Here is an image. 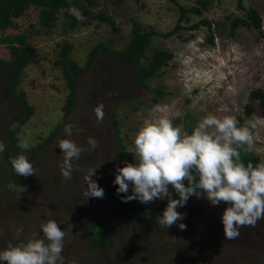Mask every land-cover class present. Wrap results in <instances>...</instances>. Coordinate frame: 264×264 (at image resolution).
<instances>
[{
  "label": "rangeland",
  "instance_id": "obj_1",
  "mask_svg": "<svg viewBox=\"0 0 264 264\" xmlns=\"http://www.w3.org/2000/svg\"><path fill=\"white\" fill-rule=\"evenodd\" d=\"M204 1L205 8L195 15L191 12L198 7L195 0H64L60 8L29 5L19 17L10 18L9 26L0 28V143L7 146L6 131L18 124V98L32 108V114L16 128L17 149L7 146L4 152L11 159L23 151L36 169V176H19L16 181L5 153H0V251L28 237L43 238L40 224L52 218L67 233L64 264L73 260L76 264H264V220L240 228L237 239L226 240L221 217L228 205L223 202L214 206L206 198L192 196L176 209L184 219L168 229L157 224L167 198L149 204L129 201L124 215L118 207L122 198L118 199V185L113 183L116 169L125 161L135 163L128 148L146 119L166 116L189 134L208 114L233 116L238 126L251 121L253 144L241 153L264 159V108L249 96L251 91L264 95V0ZM76 4L83 6V15L73 11ZM176 4L186 10L183 19L178 20ZM42 11L50 14L45 17L49 25L40 22ZM251 12L259 18L258 29L231 26L233 19L245 20ZM64 16L75 17L78 23L62 28ZM200 20L208 24L191 28ZM133 23L153 32L138 66L147 69L154 51L170 54L166 64L144 80L146 87L137 84L133 69L120 65L114 55L127 47ZM6 37L22 42L9 44ZM65 45H71L68 59L79 69L71 71L74 97L66 116L69 87L59 64ZM96 45L111 53L99 48L86 66ZM9 46L26 52L33 61L6 85L13 97H3L10 72L5 64L14 59ZM100 103L105 113L102 122L94 112ZM66 124L79 132L66 136ZM22 139L29 149L18 147ZM61 139L84 149L73 164L85 171L97 168L92 179L104 189L103 199L82 195L85 172L74 171L69 181L62 178ZM10 183L26 185L27 191H11ZM169 191L179 199L171 186ZM150 213L156 216L143 222L125 218ZM89 222L93 237L101 235L95 223L104 225L109 247L99 249L86 240L84 227ZM179 223L186 229L181 230ZM18 229H22L20 237L15 235Z\"/></svg>",
  "mask_w": 264,
  "mask_h": 264
},
{
  "label": "clouds",
  "instance_id": "obj_2",
  "mask_svg": "<svg viewBox=\"0 0 264 264\" xmlns=\"http://www.w3.org/2000/svg\"><path fill=\"white\" fill-rule=\"evenodd\" d=\"M103 109V103L94 108L98 122L104 119ZM11 127L14 130L19 125L14 123ZM254 127L251 121L238 126L233 116L208 114L189 134L166 116L146 119L133 138V146L128 148L135 163L125 161L124 167L116 169L113 181L118 185L116 193L124 194V203L138 200L149 204L167 198V207L157 219V224L166 229L184 219V214L176 209L184 207L192 196L206 198L214 206L223 202L228 205L221 217L224 237L226 240L237 239L240 228L254 227L258 221L264 220V160L255 166L252 163L245 165L241 160V152L252 147L254 137L251 128ZM73 131L78 133L79 129L73 124L65 125L66 136H72ZM88 143L95 147L93 140L89 139ZM5 147L0 143V153ZM18 147L27 150L29 143L22 139ZM58 147L63 153L60 165L62 178L69 181L74 171L85 172L82 195L85 199H103L104 189L92 179L97 168L85 171L79 164H73V161H79L84 149L70 139H61ZM10 163L18 176H36L33 163L23 151L12 157ZM130 185L132 194L128 195ZM169 186L179 199L172 198ZM7 187L21 194L27 191L26 185L10 183ZM178 227L186 229L183 223ZM40 228L43 238L28 237L16 244L9 243L5 250L0 251V262L64 264L62 251L67 233L52 218L42 221ZM15 235L20 237L22 229H18ZM170 239L177 241L173 237ZM70 264H76V261Z\"/></svg>",
  "mask_w": 264,
  "mask_h": 264
},
{
  "label": "trees",
  "instance_id": "obj_3",
  "mask_svg": "<svg viewBox=\"0 0 264 264\" xmlns=\"http://www.w3.org/2000/svg\"><path fill=\"white\" fill-rule=\"evenodd\" d=\"M195 2H196V5L198 7L192 8L191 12L195 15H198L200 13L199 8H201V9L205 8L206 1L195 0ZM29 5H34V6H38L41 8H60V7L64 6V0H0V28H4L6 26H9L11 24L10 18L19 17L24 12L26 7ZM176 7L178 9V15H179L178 20L183 19V16L186 12L185 8L178 6L177 4H176ZM75 9L77 12H80V14L83 15L84 9H83L82 5L76 4ZM41 14L44 17H41L40 22H42L43 24L49 25V23H47L48 21L45 17L46 16L50 17V14H47V12H45V11H42ZM99 19L101 21L105 20L103 17H99ZM185 21H186V19H185ZM77 23H78V20L75 17L64 16V21H62L61 25H62V28L70 29L74 25H76ZM201 24L206 25L208 23L204 20H200L195 25H192L191 28H196L197 26H199ZM238 24H241L243 26L252 27L255 29H258L259 25H260L259 18L254 12L246 13L245 20H239V19L235 18L231 22L232 27L236 26ZM175 28H178V26L176 25ZM131 34H132V36L129 40L127 47L121 52L114 53V55H115V57H116V59L120 65L125 66V67H130L133 69V71L136 73V76H137V84H139L140 86L146 87V85L144 84V80H146L149 77H153L155 75L156 71L161 66L165 65L166 62L170 59V54L168 52L154 51L152 53L150 62L148 64V68L147 69L141 68L140 66H138V64H139L138 62H139L140 58L143 57L144 50H145V48L149 42L148 37L151 34H153V32L141 29L139 27V25H137L136 23H133L132 29H131ZM5 41L9 42V44H11L13 42L14 43L18 42L21 44V42H22V40L19 41V39L17 37H13L11 39L6 37ZM99 48L102 50H105L102 45H96L91 50V52L88 56V59L86 61V66H88L89 63H91L95 52ZM70 49H71V45L63 46V48L61 49V52H60V59H59V64H60V67L63 71V76H64L65 80L67 81V85L69 87V92H68V96H67V104H66L65 109H64V111H65L64 116H66L68 111L70 110L71 104L73 102L72 100L74 97V88H73L71 71L79 70L78 67L68 59ZM9 50L13 52L14 59L11 63H7V64L3 63L6 65V67H8L10 69L9 75L6 79V83H4L3 97L12 96V93H10V91H9V89H10L9 86H6V85H8L9 82H12V80L15 78V76L18 74V72L26 64L33 61L31 56L24 51L18 52L16 50V48L13 46H9ZM105 51L107 53H111L110 51H107V50H105ZM249 96H250V99L257 100L258 105L260 107L264 108V95L260 91H251ZM15 99L17 101L18 108H19L18 110L20 113L19 116L17 117L18 124H22L26 121V119H28L31 116L32 108L25 105L23 103V101H21L20 99H18V98H15ZM114 125H115V123H114ZM115 130L117 132L116 127H115ZM15 132H16V129L13 130L12 128H9L6 131V142H7V146H10L11 148L17 149L16 143H15L16 139L14 137ZM51 135L52 134H50L49 136L51 137ZM116 141L118 142V145H119V140L116 139ZM4 144L6 145V143H4ZM7 146L5 147V150L7 149ZM40 147L41 146L38 145L33 150H36ZM4 153L7 157L6 161L9 165L12 177L14 178V180L18 181L19 176L14 172V170L11 166L8 153L7 152H4ZM241 160L245 165H247L248 163H252L255 166L256 164L260 163L261 160H264V159H259L257 157H251V156H245L241 153ZM121 198H122V195L121 194L118 195V199L121 200ZM118 207H119V210L121 211L122 215L125 214L124 210L128 208L124 202H119ZM166 207L167 206H162L161 209L166 208ZM132 209L134 210V208H132ZM161 209H160V211H161ZM155 216H156V214L150 213L144 218H137L136 219L131 215L126 216L125 218L128 220L143 222V221L150 220L151 218H153ZM91 224H92V222H89L84 227V236H85L86 240L91 245H93L99 249H105V248L109 247L111 240L109 239V237L107 235V232L104 228V225L102 223H99V224L95 223V225L97 224V226L100 228L101 235L98 237H93L89 233L90 232L89 228H90Z\"/></svg>",
  "mask_w": 264,
  "mask_h": 264
}]
</instances>
